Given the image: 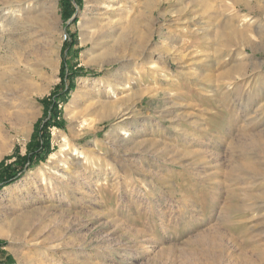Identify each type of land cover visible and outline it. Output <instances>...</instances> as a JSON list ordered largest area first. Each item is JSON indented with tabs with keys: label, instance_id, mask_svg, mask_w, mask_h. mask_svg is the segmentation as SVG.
<instances>
[{
	"label": "rangeland",
	"instance_id": "374dc122",
	"mask_svg": "<svg viewBox=\"0 0 264 264\" xmlns=\"http://www.w3.org/2000/svg\"><path fill=\"white\" fill-rule=\"evenodd\" d=\"M0 81V264H264V0H0Z\"/></svg>",
	"mask_w": 264,
	"mask_h": 264
},
{
	"label": "trees",
	"instance_id": "16d2710c",
	"mask_svg": "<svg viewBox=\"0 0 264 264\" xmlns=\"http://www.w3.org/2000/svg\"><path fill=\"white\" fill-rule=\"evenodd\" d=\"M65 42L66 49H69L75 43H73L72 40L71 42ZM57 96L62 97L64 100V97L67 96V93L62 91L58 95H54L53 97L56 98ZM54 108L56 112L57 107L54 106ZM57 114L58 112L55 113V115ZM51 126L57 127L61 126V124L56 121L51 122V120H48L42 128L40 127L38 129V132L34 135V138L28 146V153L20 159V163H18L17 166L12 169L13 171L11 170V167L7 168V172L9 171V169L11 170L9 171L10 173L0 178V183H2V185L11 184L14 180L19 177V173L22 175L24 170L31 169L37 166L40 162L47 158V155L51 153Z\"/></svg>",
	"mask_w": 264,
	"mask_h": 264
},
{
	"label": "bare ground",
	"instance_id": "6f19581e",
	"mask_svg": "<svg viewBox=\"0 0 264 264\" xmlns=\"http://www.w3.org/2000/svg\"><path fill=\"white\" fill-rule=\"evenodd\" d=\"M39 21V20H38ZM229 28V27H228ZM83 30V29H82ZM232 32V31H231ZM241 34V33H240ZM243 34V33H242ZM85 35V37H83L84 38V42H86V40H87V38H88V35H86V34H84ZM242 37V36H241ZM89 40V39H88ZM124 40V39H123ZM130 43V42H129ZM134 43H135V41H134ZM127 45V42L126 41H122L121 42V46H126ZM138 45V44H137ZM139 46V45H138ZM143 46V45H142ZM128 47V46H127ZM144 47V46H143ZM138 48V47H137ZM95 49V46H93V48H92V50H94ZM139 51V50H138ZM86 57V56H85ZM3 80V79H2ZM1 82V81H0ZM120 90H126V88H124V87H121V89ZM82 96L83 95H81L80 97H79V103H81L82 101H83V98H82ZM69 148V145L68 144H65V146H64V150H66V149H68ZM245 170V169H244ZM264 180V179H263ZM263 182V181H262Z\"/></svg>",
	"mask_w": 264,
	"mask_h": 264
},
{
	"label": "built area",
	"instance_id": "2783aa9c",
	"mask_svg": "<svg viewBox=\"0 0 264 264\" xmlns=\"http://www.w3.org/2000/svg\"><path fill=\"white\" fill-rule=\"evenodd\" d=\"M67 38H68V36H67V34H65V35L63 36V40L67 41Z\"/></svg>",
	"mask_w": 264,
	"mask_h": 264
}]
</instances>
